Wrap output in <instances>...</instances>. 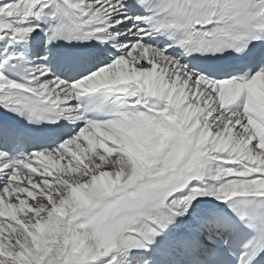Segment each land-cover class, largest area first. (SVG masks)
Listing matches in <instances>:
<instances>
[{
    "label": "snow or ice",
    "instance_id": "1",
    "mask_svg": "<svg viewBox=\"0 0 264 264\" xmlns=\"http://www.w3.org/2000/svg\"><path fill=\"white\" fill-rule=\"evenodd\" d=\"M0 264H264V0H0Z\"/></svg>",
    "mask_w": 264,
    "mask_h": 264
}]
</instances>
